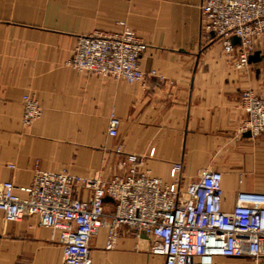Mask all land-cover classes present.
Returning a JSON list of instances; mask_svg holds the SVG:
<instances>
[{"label":"crops","instance_id":"obj_1","mask_svg":"<svg viewBox=\"0 0 264 264\" xmlns=\"http://www.w3.org/2000/svg\"><path fill=\"white\" fill-rule=\"evenodd\" d=\"M201 3L0 0V182L26 187L38 172L69 174L77 180L74 197L87 200L91 191L84 182L108 181L136 166L167 185L180 181L182 190L203 170L221 172L225 211L240 192L264 194V132L243 131L247 116L240 100L245 90L264 96V42L258 62L235 69L221 43L203 33ZM122 23L148 46L143 82L72 66L78 37L119 32ZM25 96L43 110L31 125L22 121ZM113 116L120 121L117 138L108 134ZM52 233L35 216L10 224L0 213V264H61L62 248ZM106 240L102 228L91 243L94 264H165L151 254V238L128 228L114 248L106 249Z\"/></svg>","mask_w":264,"mask_h":264},{"label":"built area","instance_id":"obj_2","mask_svg":"<svg viewBox=\"0 0 264 264\" xmlns=\"http://www.w3.org/2000/svg\"><path fill=\"white\" fill-rule=\"evenodd\" d=\"M202 31L221 43L237 70L249 67V58L264 42V0H202ZM213 35V36H212ZM240 40L239 44L233 38ZM148 46L133 30L80 36L71 64L92 76L141 83L146 76L141 59ZM241 105L247 116L243 131L257 136L264 132V96L245 90ZM23 123L31 124L42 110L38 102L24 97ZM120 121L112 117L108 134L117 138ZM121 152V147L116 149ZM130 156L129 162L135 163ZM182 171V164L175 166ZM76 178L69 174L38 172L30 186L0 182V213L18 224L35 216L40 226L57 237L62 248L61 264H94L91 243L106 228V249L116 246L122 228L138 237L152 239L150 252L165 264H214L216 258H248L264 264V194L240 192L231 211L223 208V174L203 170L197 181L182 190L130 167L108 181L84 182L91 191L87 200L73 195ZM112 204L106 210V199Z\"/></svg>","mask_w":264,"mask_h":264},{"label":"water","instance_id":"obj_3","mask_svg":"<svg viewBox=\"0 0 264 264\" xmlns=\"http://www.w3.org/2000/svg\"><path fill=\"white\" fill-rule=\"evenodd\" d=\"M213 36V35H212ZM233 42L235 43V44H239L240 43V40H239V38H237V37H234L233 38ZM260 52L259 51H257V52H255L252 56H250V58H249V63H256V62H258L259 60H260ZM105 201H111L109 198H107Z\"/></svg>","mask_w":264,"mask_h":264},{"label":"rangeland","instance_id":"obj_4","mask_svg":"<svg viewBox=\"0 0 264 264\" xmlns=\"http://www.w3.org/2000/svg\"><path fill=\"white\" fill-rule=\"evenodd\" d=\"M121 25V27H122V29H124V28H129V27H127V25L125 24V23H122V24H120ZM130 29V28H129ZM130 30H132V29H130ZM134 31V30H133ZM135 32V31H134ZM263 52H264V50H263ZM42 110V109H41ZM23 113H24V110H23ZM42 115H43V110H42V114H41V116L39 117V118H37L36 120H34L32 123H34L35 121H37V120H39L41 117H42ZM22 121H23V118H22ZM31 123V124H32ZM24 124V123H23ZM31 124H24V125H31ZM52 238H56L55 237V235L52 233Z\"/></svg>","mask_w":264,"mask_h":264}]
</instances>
